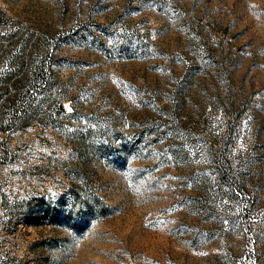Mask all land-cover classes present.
Masks as SVG:
<instances>
[{"label":"rangeland","instance_id":"1","mask_svg":"<svg viewBox=\"0 0 264 264\" xmlns=\"http://www.w3.org/2000/svg\"><path fill=\"white\" fill-rule=\"evenodd\" d=\"M0 7L73 107L0 131V264H264V0Z\"/></svg>","mask_w":264,"mask_h":264},{"label":"trees","instance_id":"2","mask_svg":"<svg viewBox=\"0 0 264 264\" xmlns=\"http://www.w3.org/2000/svg\"><path fill=\"white\" fill-rule=\"evenodd\" d=\"M49 49L39 39L19 34L0 7V131H17L32 123H52V114L73 112L62 90L53 91ZM96 201V200H95ZM93 203H86L90 206ZM103 209L93 218L103 216ZM72 209L66 215L71 220Z\"/></svg>","mask_w":264,"mask_h":264}]
</instances>
